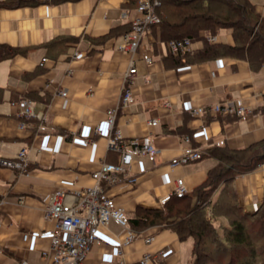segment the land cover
I'll list each match as a JSON object with an SVG mask.
<instances>
[{
	"label": "crops",
	"instance_id": "crops-1",
	"mask_svg": "<svg viewBox=\"0 0 264 264\" xmlns=\"http://www.w3.org/2000/svg\"><path fill=\"white\" fill-rule=\"evenodd\" d=\"M251 1L264 17V0ZM134 11L132 0L0 7V43L26 49L0 61L4 73H0V157L13 158L26 148L30 168L28 173L19 174L0 164V264H18L21 260L49 264L41 256V249L49 241L50 225L41 217L49 194L55 188L88 184L90 172L99 161L117 160V153L105 146L108 129L104 112L118 104L129 55L118 51L117 44ZM222 32L225 40L220 39ZM229 33V29L221 28L216 35L225 42ZM60 36L67 37L63 44L44 46ZM199 45L200 41L192 42L191 50ZM141 46L150 51L153 62H136L133 101L128 109L118 110L116 122L124 136L151 134L160 153L155 163L146 157L134 159L131 171L138 179L136 184L119 183L110 189L130 217L139 208L158 207V200L172 190L176 178L183 180L187 195L206 180L208 170L216 164L212 156L174 169L168 167L185 130L205 128L206 136L194 141L202 149L210 147L211 140L223 139L229 148H238L264 138V62L258 70H252L245 59L230 56L175 65L156 26L143 36ZM75 50L84 53L81 59L72 58ZM59 90H66L68 95H59ZM23 97L34 101L33 111L43 114L44 121L18 116ZM238 100L251 108L246 120L224 113L208 112L197 117L188 113V107ZM151 117H158L159 123L148 126L146 121ZM22 120L26 122L23 128L19 127ZM96 125L100 134L94 132ZM39 126L45 130H39ZM40 145L50 146L54 152L39 151ZM58 156L63 158L62 164L56 163ZM231 185L245 211L257 209L264 199V161L251 171L235 175ZM20 195L23 203L18 201ZM131 228L138 237L118 255L123 228L115 232L108 223L100 227L98 239L87 254L89 264H136L145 249L165 251L162 259L151 264L189 263L192 256H182L184 239L175 231L159 225ZM24 232L28 233L26 240L22 238ZM148 234L154 240L145 245L142 237ZM190 242L192 249V238Z\"/></svg>",
	"mask_w": 264,
	"mask_h": 264
},
{
	"label": "trees",
	"instance_id": "trees-1",
	"mask_svg": "<svg viewBox=\"0 0 264 264\" xmlns=\"http://www.w3.org/2000/svg\"><path fill=\"white\" fill-rule=\"evenodd\" d=\"M60 1L71 0H0V7ZM132 1L135 5L136 0ZM160 12V22L152 27H157L159 38L165 44L182 37L200 41L199 47L185 53L167 51L175 65L221 56L245 59L252 70L263 65L264 17L251 0H162ZM221 28L230 30L229 39L208 43L205 36L217 34ZM66 40L64 36L56 37L44 46L63 44ZM25 51L24 47L0 43V61ZM190 133L191 130H185L182 135ZM205 155L215 158L216 164L192 195H172L163 206L139 208L135 215L128 216L129 226L159 225L175 231L180 239L191 237L192 264H200L215 255L216 264H222L227 254L225 264H264V199L254 212H247L238 203L231 185L235 175L251 171L264 161V138L247 147L211 145L201 149L199 159ZM216 189H219L217 195L211 198ZM220 216L228 219L227 225L220 226L221 230L214 223Z\"/></svg>",
	"mask_w": 264,
	"mask_h": 264
},
{
	"label": "built area",
	"instance_id": "built-area-1",
	"mask_svg": "<svg viewBox=\"0 0 264 264\" xmlns=\"http://www.w3.org/2000/svg\"><path fill=\"white\" fill-rule=\"evenodd\" d=\"M161 4L162 0H136L135 11L130 18L129 27L121 33L122 40L117 44L118 51L129 55L128 65L123 73L118 104L104 112V122L108 129L105 146L117 153V160L99 161L96 168L90 172V183L88 184L55 188L41 209L43 221L50 225L48 229L49 241L41 249V256L47 259L49 264H89L87 257L89 249L92 243L97 241L100 227H105L109 219L114 220L124 230L116 248L118 255H121L124 248L132 244L138 237L137 233L129 226L124 206L113 198L110 189L119 183L136 184L138 179L131 171L134 159L146 157L151 163H155L160 149L155 145L149 133L124 136L116 122V116L119 109H128L133 101V83L137 74L136 62L138 60L146 64L153 62L150 51L141 46V40L153 25L160 22ZM205 37L208 43L220 42L216 34H209ZM165 46L166 51L170 53H185L191 51L192 41L189 37L170 39ZM83 55L82 51L75 50L72 58L81 59ZM71 72V69H68L67 75H70ZM144 79L146 80L145 77ZM58 94L63 97L68 95L66 90H59ZM33 103L32 99L23 97L17 112L18 116L26 120L37 118L44 121L43 114L33 111ZM168 105L165 103V106ZM206 111L214 114L235 115L242 120H246L251 115V108L243 100H238L236 103L218 102L210 106L188 107V113L193 117L200 116ZM159 121L158 117H151L147 119L146 123L148 126H154ZM25 126L26 122L22 120L19 127ZM39 130H45V127L39 126ZM94 132L101 133L98 125L94 127ZM205 134V128L198 126L191 129L190 134L180 135L181 143L175 155L169 158L168 167L174 169L198 160L202 148L201 145L194 144V141H199L200 138L206 136ZM89 140L90 143H94L93 140ZM89 140H85V143H89ZM222 144H225L223 139L209 141V145ZM38 150L54 152V148L47 145H40ZM0 164L19 174L28 173L30 168L26 148H21L13 158L0 157ZM187 192L183 180L176 178L172 190L158 200V206H163L172 195L182 196ZM18 201L23 203L24 197L18 196ZM2 203L3 201L0 200V206ZM27 237L28 233L24 232L22 238L26 240ZM142 240L145 245H148L153 242L154 236L152 234L144 235ZM164 255L163 249H158L155 252L145 249L136 264L156 263ZM18 264L29 263L26 260H21L18 261Z\"/></svg>",
	"mask_w": 264,
	"mask_h": 264
},
{
	"label": "rangeland",
	"instance_id": "rangeland-1",
	"mask_svg": "<svg viewBox=\"0 0 264 264\" xmlns=\"http://www.w3.org/2000/svg\"><path fill=\"white\" fill-rule=\"evenodd\" d=\"M223 34H224V32H222L220 34V39L221 40H225V35H223ZM0 73H2V72L0 71ZM1 75L3 76L4 73H2ZM61 158L62 157L58 156L57 159H56V163L62 164L63 158L62 159ZM196 161H199V160H196ZM193 162H195V161H193ZM193 162H190V163H193ZM187 164H189V163H186L185 165H187ZM214 223H215L216 226H218V229L221 230L220 226L227 225L228 224V219L225 218V217L216 218ZM108 224H109L110 228L113 231H115V232L119 231L120 226L118 224H116L112 219L109 220ZM190 240H191L190 237L182 240V242H183V245H182V256H184V257H186L188 259L190 258V255H191V253H190L191 252V242H190ZM215 256L212 259H210V258L209 259H204L203 262L200 263V264H216V259L217 258ZM227 257H228V254L224 256L225 259L222 261V264H225ZM192 263H193V260L191 258L189 263H187V264H192Z\"/></svg>",
	"mask_w": 264,
	"mask_h": 264
},
{
	"label": "water",
	"instance_id": "water-1",
	"mask_svg": "<svg viewBox=\"0 0 264 264\" xmlns=\"http://www.w3.org/2000/svg\"><path fill=\"white\" fill-rule=\"evenodd\" d=\"M255 210H256V209H255ZM255 210H254V211H255ZM254 211H252V212H254Z\"/></svg>",
	"mask_w": 264,
	"mask_h": 264
}]
</instances>
